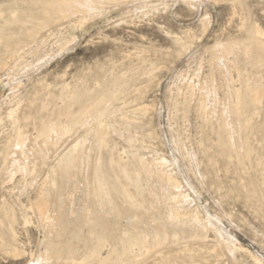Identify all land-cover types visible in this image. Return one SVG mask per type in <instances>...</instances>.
I'll return each mask as SVG.
<instances>
[{
	"label": "rangeland",
	"instance_id": "obj_1",
	"mask_svg": "<svg viewBox=\"0 0 264 264\" xmlns=\"http://www.w3.org/2000/svg\"><path fill=\"white\" fill-rule=\"evenodd\" d=\"M29 1L0 0V238L5 242L0 243V264H264V97L257 105L260 114L246 108L227 118L242 123V135L249 137L252 147L249 158L237 164L233 153L226 157L225 151H218L215 122L221 117L199 113L200 89L196 94L188 87L210 75L212 47L222 57L226 50L222 46L234 43L235 51L226 55L230 62L237 47L250 43L253 26L264 32V0H105L108 4L99 10L86 0H75L84 7L82 12L65 8L63 19L43 27L33 39L22 31L31 24L25 17L32 10ZM16 46L20 48L12 56ZM246 66L244 59L224 66L235 87L244 88L245 78L253 74ZM223 87L218 89L219 98L227 96ZM98 101L101 106L78 117L84 106L93 107ZM208 103L213 104L210 98ZM67 105L85 129L76 127L70 115V127L59 145L48 150L37 146L41 130ZM126 116L127 124L121 122ZM109 125L118 131L108 130ZM98 131L106 144H99ZM18 135L30 138L24 151L30 154L32 172L19 170L7 149ZM74 153L81 164L67 178L59 167ZM151 154L164 161L168 175L180 182V188L164 184L184 195L179 207L152 206L162 196V185L136 166L139 158L149 163ZM116 158L129 160L127 171L115 167ZM97 180L112 194V208L100 204L102 193L93 189ZM121 183L134 200L125 201ZM43 196L49 202L46 213L35 206ZM3 202L9 206L10 220L2 211ZM165 212L170 216L173 212L174 218ZM174 212L185 218L174 223ZM195 212L204 231L189 222ZM49 219L54 222L50 229ZM8 224L16 231L17 242L11 244L21 251L18 256L5 250L10 247ZM122 243L130 245L128 252H123Z\"/></svg>",
	"mask_w": 264,
	"mask_h": 264
},
{
	"label": "bare ground",
	"instance_id": "obj_2",
	"mask_svg": "<svg viewBox=\"0 0 264 264\" xmlns=\"http://www.w3.org/2000/svg\"><path fill=\"white\" fill-rule=\"evenodd\" d=\"M18 2V1H17ZM25 2V1H24ZM30 2V4H31V12L30 13H28V14H26V19H27V23H28V20H31V24L30 25H28V26H24V28L22 29V31L24 32V34H25V36L24 37H26V38H36V35L38 34V33H40L41 31V29L43 28V27H46L47 25H51L52 23H56V21L57 20H61V19H63L66 15H67V12L68 11H66L65 10V8H67V10H70V11H72V12H77V11H79V12H82V10H84V7H82L81 5H76L75 4V0H30L29 1ZM86 2L88 3V5H90L91 7H93V8H96V9H100V8H102V7H105L107 4H108V2H106L105 0L103 1V0H86ZM21 3V2H20ZM27 4H28V1H27ZM27 4H25V5H27ZM110 4V3H109ZM28 6H29V4H28ZM25 8V7H24ZM27 8H29V7H27ZM23 9V8H22ZM25 10H26V8H25ZM24 11V10H23ZM19 13V12H18ZM24 13V12H23ZM21 14H22V12H21ZM21 14H19V15H21ZM17 16V15H16ZM18 17V16H17ZM9 18V17H8ZM22 18H23V16H22ZM20 20V18H17V20ZM10 20V19H9ZM17 20H14V21H17ZM22 20V19H21ZM23 20H24V18H23ZM22 22V21H21ZM26 22V21H25ZM83 22V21H82ZM207 22V21H206ZM13 23V22H12ZM18 23H20V22H18ZM22 23H24V22H22ZM26 25V24H25ZM205 25V24H204ZM22 26V25H21ZM203 26V25H202ZM5 27V26H4ZM13 27V26H12ZM48 27V26H47ZM10 28V27H9ZM253 34L254 35H250L251 36V40L249 41L250 43H248V44H246L247 46L246 47H237V53L235 54V57L233 58V60H231L230 62L229 61H227L226 59V55L228 54V52L229 51H235V50H233V48H234V46H235V44L234 43H232V42H227L225 45H224V47L222 46V48L224 49V48H226V50H224L223 51V49L221 50V51H223L224 53H221L222 54V57L220 56H218L217 55V51H216V48H213L212 46V48H211V50L213 51V54L211 53V60H210V67H211V72L209 73L210 75L209 76H205L206 78H204V80L203 81H199V83L196 85V84H193L192 82H191V84H188V87H189V89L193 92V91H197V88H199L200 90H198L199 92H200V99L198 100V101H196L197 103V106H198V110L200 111L199 113H203V114H209V116H212V117H221V119H219V120H217L216 122H215V120L214 121H212V122H215L216 123V128H217V132L216 133H218V139H219V141H218V147H219V150L218 151H225L226 152V157H227V153H233L234 154V156H235V159H236V161L238 162L237 164H243L244 163V161L245 160H247L248 158H249V155H250V152L252 151V147H251V144L249 143V137L248 136H245L244 134L242 135V131H243V126L241 125L242 123H240V122H237V121H234V122H230L229 120H231V119H227L228 118V116H229V114L230 115H235V114H238V115H240V114H242V112L244 111V109H246V108H248V109H252V110H254L256 113H257V111H258V113H259V111L261 112V108H259V110H258V108H257V105H258V103L260 102V100H261V98L262 97H264V81H262V76H263V71H264V32H262L257 26H253ZM1 29V28H0ZM202 29H205L204 27L202 28ZM9 30V29H8ZM7 30V31H8ZM16 30V29H15ZM44 30V29H43ZM51 30V29H50ZM251 30V29H250ZM187 31V30H186ZM6 32V31H5ZM9 32H10V30H9ZM9 32H8V34H9ZM250 32V31H249ZM13 33V32H12ZM188 33H190V32H188ZM187 33V34H188ZM14 34H15V32H14ZM41 34V33H40ZM184 34V33H183ZM186 34V33H185ZM3 35V34H2ZM13 36V35H12ZM48 36V35H47ZM180 36V35H179ZM178 36V37H179ZM186 36V35H185ZM169 37V36H168ZM174 37V36H173ZM177 37V38H178ZM248 37H249V35H248ZM15 38V37H14ZM177 38H176V40H177ZM180 39H182L181 37H179ZM178 38V39H179ZM12 39V38H11ZM19 39V38H18ZM41 39V38H40ZM233 39V38H232ZM231 39V40H232ZM3 40V39H2ZM26 40V39H25ZM27 40H29V39H27ZM26 40V41H27ZM45 40V39H44ZM244 40V39H243ZM246 40H247V38H246ZM8 41V40H7ZM25 41V42H26ZM34 41V40H33ZM6 42V41H5ZM12 42V41H11ZM182 42H185V41H182ZM238 42V41H237ZM27 43V42H26ZM240 43V44H239ZM238 44L239 45H241V41L239 42ZM243 43V42H242ZM247 43V42H246ZM245 44V43H244ZM20 45V44H19ZM177 45V44H176ZM179 46H180V44H178ZM177 45V46H178ZM182 45V44H181ZM188 45V44H187ZM238 45V46H239ZM243 45V44H242ZM178 46V47H179ZM184 46V45H183ZM29 47V46H28ZM186 47V46H185ZM19 48L20 47H18V46H16V47H14L13 48V50L11 51V55L12 56H14L17 52H18V50H19ZM188 48V47H187ZM220 48V47H219ZM241 48H243V49H241ZM180 49V48H179ZM182 49H183V47H182ZM183 50H185V48L183 49ZM188 50V49H187ZM10 51V50H9ZM210 52V51H209ZM7 53V52H6ZM180 53V52H179ZM219 53V54H220ZM9 55H10V52H9ZM229 56V55H228ZM6 57V56H5ZM11 57V56H10ZM17 57V56H16ZM19 57V56H18ZM7 58V57H6ZM13 58V57H12ZM19 59V58H18ZM241 59L243 60L244 59V63L247 65L246 67H251L252 69H253V74L250 76L249 74V76H247L246 78H245V85H244V88H242V87H235V85H234V81H233V78L229 75V74H231V73H229L227 70H225L224 69V66H227V67H229L230 66V64L232 63V62H236V61H241ZM222 62V63H221ZM240 63V62H239ZM222 64H224V65H222ZM239 66V65H238ZM244 66V65H243ZM242 66V67H243ZM245 67V66H244ZM243 67V68H244ZM248 67V68H249ZM235 68H237V67H235ZM247 68V69H248ZM239 70V69H238ZM250 70V69H249ZM210 71V70H209ZM235 71V70H234ZM242 71V70H241ZM217 73L218 72V74L221 76V78H219L218 77V75H217V77L219 78V80H216L214 77H216L215 75L213 76V73ZM215 73V74H216ZM249 73V72H248ZM236 74H237V72H236ZM244 74H246V73H244ZM121 75V74H120ZM114 77V76H113ZM237 78V77H236ZM239 79H240V77H238ZM120 79V78H119ZM124 79V78H123ZM242 79V78H241ZM243 81V82H244ZM122 83V82H121ZM120 83V84H121ZM240 83H241V81H240ZM222 85H224L225 87H223V88H226V90H225V92H227V96H225L226 98H224V95L222 96L223 98H219L218 97V89L222 86ZM239 85V84H238ZM243 85V84H242ZM119 86V85H118ZM123 86V85H122ZM121 86V87H122ZM125 86V85H124ZM240 86V85H239ZM187 87V86H186ZM187 87V88H188ZM186 89V88H185ZM202 89H204L205 91H207V92H204V90H202ZM221 89V88H220ZM122 90V89H121ZM121 90H119V91H121ZM224 89H222V91H223ZM109 91V90H108ZM107 91V92H108ZM116 91V90H115ZM123 91V90H122ZM186 91V90H185ZM198 91L196 92V94L198 93ZM118 92V91H117ZM190 92V91H189ZM191 92V93H192ZM220 92V91H219ZM182 93H184V91L182 92ZM221 94V93H220ZM224 94V93H223ZM66 95V94H65ZM65 95H63V96H65ZM113 95V94H112ZM119 95V94H118ZM192 95H193V93H192ZM180 96V95H179ZM185 96V95H184ZM183 95H182V97H184ZM187 96V95H186ZM191 95L189 94V97H190ZM195 96V95H194ZM178 97V96H177ZM188 97V98H189ZM197 97V96H196ZM221 97V96H220ZM187 98V97H186ZM188 98H187V101H188ZM191 98V97H190ZM195 98V97H194ZM211 99V101L213 102V104L212 105H209V103H208V99ZM180 99H181V96H180ZM103 100L104 99H102V102H103ZM110 100V99H109ZM125 100V99H124ZM176 100V99H175ZM177 100H178V98H177ZM176 100V101H177ZM122 101V100H121ZM182 101V100H181ZM184 101V100H183ZM187 101H185V103L187 102ZM262 101V100H261ZM100 101H98V104L97 105H95V104H92V105H94L93 107H89V106H82V104H81V107H83V109L82 110H80V113H79V116L78 117H82L84 114H85V112L86 111H88V110H92L93 108H97V106H101L102 105V102H100ZM106 102V101H105ZM175 102V101H174ZM180 102V101H179ZM179 102L176 104V105H178L179 104ZM49 103H51V102H49ZM88 103V102H87ZM86 103V104H87ZM182 103V102H181ZM180 103V104H181ZM190 103V102H189ZM65 104V103H64ZM68 104V103H67ZM73 104V103H72ZM84 104V103H83ZM104 104V103H103ZM184 104V103H183ZM191 104V103H190ZM52 105V104H51ZM66 105V104H65ZM175 105V104H174ZM186 105H189V104H186ZM50 106V105H49ZM54 106V105H53ZM57 106V105H56ZM60 106V105H59ZM52 107V106H51ZM68 107V105L67 106H65V107H63V108H60V110L58 111V113L55 115V113H54V115H52L53 116V118H52V121L50 122V124L47 126V127H42L43 129L41 130V140H40V142L38 143V145L37 146H40V147H42L43 149L44 148H47V150L49 149V147H54V146H57V145H59V143H58V141H60L59 140V138L65 133V131L64 130H66L68 127H70V122L68 121V119H72V113L70 112V110H69V107ZM125 107V106H124ZM185 107V106H184ZM189 107V106H188ZM54 108V107H53ZM71 109V108H70ZM99 109V108H98ZM98 109H96V110H98ZM136 109V108H135ZM135 109H134V111H135ZM195 109V108H194ZM197 109V108H196ZM47 110V109H46ZM101 110V109H100ZM99 110V111H100ZM139 110V109H138ZM142 110V109H141ZM140 110V111H141ZM53 111H54V109H53ZM72 111V110H71ZM132 111V110H131ZM136 111H137V109H136ZM249 111V110H248ZM254 111H252V113L254 112ZM76 112V111H75ZM78 112V111H77ZM76 112V113H77ZM94 112H95V110H94ZM121 112V111H120ZM119 112V113H120ZM133 112V111H132ZM49 113V112H48ZM99 113V112H98ZM249 113V112H248ZM247 113V114H248ZM87 114H88V112H87ZM91 114H93V112L91 113ZM90 114V115H91ZM96 114V113H95ZM260 114V113H259ZM259 114H257V115H259ZM36 115V114H35ZM50 115V114H49ZM70 115L72 116V117H70ZM94 115V114H93ZM100 116H101V114H99ZM246 115V114H245ZM244 114L242 115L243 117L245 116ZM37 116V115H36ZM97 116V115H96ZM252 116H253V114H252ZM14 117V116H13ZM70 117V118H69ZM77 117V116H76ZM86 117V116H85ZM89 117V116H88ZM91 117V116H90ZM237 117V116H236ZM247 117V116H246ZM249 117V116H248ZM74 119H75V117H73ZM82 118H84V117H82ZM81 118V119H82ZM108 118V117H107ZM210 118V117H209ZM232 118H234V116L232 117ZM263 118V117H262ZM14 119V118H13ZM17 119V118H16ZM20 119V118H19ZM50 119V118H49ZM73 119V120H74ZM90 119H92V118H89V120ZM119 119V118H118ZM207 119V118H206ZM235 119V118H234ZM243 118H241V120H242ZM15 120V119H14ZM23 120V119H22ZM76 120V119H75ZM88 120V119H87ZM88 120V121H89ZM99 120V119H98ZM109 120V119H108ZM236 120V119H235ZM237 120H238V118H237ZM248 121H249V119H247ZM84 121H86V120H84ZM93 121V120H92ZM128 121H129V119H128V117L126 116V117H123L122 119H121V122L122 123H128ZM232 121V120H231ZM245 121V120H244ZM74 122V121H73ZM102 122V121H101ZM116 122V121H115ZM136 122V121H135ZM137 122H139V121H137ZM243 122V121H242ZM258 122V121H257ZM75 126L76 127H80L82 124H83V122H82V120L80 121V120H76L75 122ZM74 123H72V124H74ZM91 123V122H90ZM89 123V124H90ZM94 123H95V121H94ZM96 123H98V121L96 120ZM107 123V122H106ZM208 123V122H207ZM211 123V122H210ZM244 123V122H243ZM246 123V122H245ZM84 124H86V123H84ZM99 124V123H98ZM134 124V123H133ZM15 125V124H14ZM46 125V124H45ZM94 125V124H93ZM115 125V124H114ZM256 125H259V124H256ZM95 126V125H94ZM97 126V127H96ZM96 128L98 129V125L96 124ZM119 126V125H118ZM204 126V125H203ZM247 126H248V124H247ZM246 126V127H247ZM41 127V126H40ZM81 127H84V125L83 126H81ZM80 127V129H82ZM85 127H86V125H85ZM85 127H84V129H85ZM93 127V126H92ZM94 127V128H95ZM117 127V126H116ZM121 127V126H120ZM124 127H126V125L124 126ZM215 127V126H214ZM257 127H259V126H257ZM88 128V127H87ZM107 128H108V130H112V131H118V129H116L114 126H107ZM215 128V129H216ZM69 129V128H68ZM77 129V128H76ZM122 129H123V127H122ZM204 129V128H203ZM27 130V129H26ZM92 130V129H91ZM90 130V131H91ZM99 130H102V132H103V128H100ZM127 130V129H126ZM126 130H125V132H126ZM247 130V129H246ZM116 131V132H117ZM119 131H120V129H119ZM122 131V130H121ZM129 131V130H128ZM75 132V131H74ZM87 132V131H86ZM93 132V131H92ZM245 132V131H244ZM21 133V132H20ZM95 133V132H94ZM104 133V132H103ZM112 133V132H111ZM120 133V132H119ZM25 134V133H24ZM40 134V133H39ZM68 134V133H67ZM90 134V133H89ZM117 134V133H116ZM125 134V133H124ZM246 134V133H245ZM26 135V134H25ZM126 135V137H128L127 136V134H125ZM132 135V134H131ZM215 135H217V134H215ZM214 135V136H215ZM105 136V135H104ZM109 136V135H108ZM124 136V135H123ZM133 136V135H132ZM90 137V136H89ZM95 137V136H94ZM96 137L97 138H99V144H103V143H105V141H104V137H103V134L101 133V131L99 132H97V134H96ZM122 137V136H121ZM137 137V136H136ZM96 138V139H97ZM131 138V137H130ZM264 138V137H263ZM17 139V138H16ZM30 138L29 137H27V136H19L18 135V139L15 141L14 140V142L13 143H11L9 146H8V150H9V152H10V154H11V156H12V159L14 158L15 159V164H16V166L18 167V168H20L19 170H23V171H25V172H32L31 170V168L28 166V155H30V154H26L25 153V151L24 150H26L25 149V146H26V143H27V141L29 140ZM39 139V138H38ZM132 139H134V138H132ZM12 140V139H11ZM125 140V139H124ZM36 141H38L37 139H36ZM35 141V142H36ZM73 141V140H72ZM132 141V140H131ZM178 141V140H177ZM205 141V140H204ZM31 142H33L34 143V140L33 141H31ZM62 142V141H61ZM98 142V141H97ZM133 142H138L137 140H133ZM140 142V141H139ZM29 143V142H28ZM129 143H130V141H129ZM132 143V142H131ZM9 144V143H8ZM75 144V143H74ZM98 144V143H97ZM106 144V143H105ZM139 143H137V145H138ZM182 144V143H181ZM84 145V144H83ZM127 145H129V144H127ZM31 146V145H30ZM139 146V145H138ZM143 146V145H142ZM36 147V146H35ZM106 147V146H105ZM140 147V146H139ZM41 148V149H42ZM79 148V147H78ZM100 148V147H99ZM142 148V147H141ZM33 149H35V148H33ZM80 149V148H79ZM82 149H83V146H82ZM98 149V148H97ZM37 150V149H36ZM40 149L38 148V151H39ZM34 151V150H33ZM45 151H46V149H45ZM44 151V152H45ZM54 151V150H53ZM75 151V150H74ZM82 151V150H81ZM81 151H80V153H79V155L81 154ZM95 151V150H94ZM103 151V150H102ZM110 151V150H109ZM217 151V150H216ZM5 152H7L6 150H5ZM42 152V151H41ZM43 152V153H44ZM40 153V152H39ZM52 153V152H51ZM95 153V152H94ZM112 153V152H111ZM136 153V152H135ZM217 153V152H216ZM222 153V152H221ZM8 154V153H7ZM71 154H72V152H71ZM87 155H88V153H86ZM142 154V153H141ZM154 154V153H153ZM156 154V153H155ZM40 155V154H39ZM82 155V154H81ZM80 155V156H81ZM85 155V154H84ZM136 155H137V153H136ZM152 155V154H151ZM37 156V155H36ZM51 156V155H50ZM110 156V155H109ZM44 157V156H43ZM67 157V156H66ZM65 157V158H66ZM78 154L77 153H74L69 159H67L64 163H63V165L61 166V167H59L60 168V171H59V173H61L63 176H65V177H67V175L70 173V172H72V171H74V170H76L77 168H78V164L80 165L81 163H78ZM119 157V156H118ZM261 157V156H260ZM87 158V157H86ZM111 158V157H110ZM138 158H139V156H138ZM137 158V159H138ZM36 159V158H35ZM42 159V158H41ZM45 159V158H44ZM76 159H77V162H76ZM117 159V158H116ZM119 159H120V157H119ZM136 159V158H135ZM146 159V158H145ZM226 159H228V158H226ZM80 160H81V158H80ZM87 160V159H86ZM100 160V159H99ZM110 160V159H109ZM126 160V159H125ZM125 160H124V162H122V161H119L118 159H117V162H116V164H114L115 165V167H116V165H117V167H118V169L120 170V171H122V172H125V171H127L126 169H127V165L128 164H126L127 162H125ZM138 160H140V161H138ZM138 160H135V161H138V165H136V166H139V167H137V168H140V172L141 171H143L146 175H148V176H153V177H155L156 178V180H157V182L159 183V184H161L162 185V196H160L161 198L160 199H158L159 201H157V200H155V199H157V198H155L154 199V204L152 205L154 208H157V206L158 205H163V206H168V205H173V206H180L181 204H183L184 203V201H183V196H180V194H178V192L177 193H173L170 189H168V188H166L165 186H164V184H168L169 186H174V185H178L179 183H178V180H176V179H174L173 177H172V175L171 176H169L168 175V173L166 172V170L164 169V166H165V164L163 165L161 162H164V161H162V160H160V158L158 159L157 158V156L156 155H152V157H150L149 158V163H146V161L145 160H143V159H138ZM10 161H11V159H10ZM60 161V160H59ZM111 161V160H110ZM258 161H259V159H258ZM13 162V161H12ZM89 162V161H88ZM113 162V161H112ZM134 162V161H133ZM260 162V161H259ZM31 163V162H30ZM264 163V162H263ZM45 164H47V163H45ZM44 164V165H45ZM49 164V163H48ZM90 164V163H89ZM113 164V163H112ZM130 164V163H129ZM34 165V164H33ZM110 165H111V163H110ZM113 165V166H114ZM159 167V168H157L156 169V167ZM240 166V165H239ZM45 167V166H44ZM13 168V167H12ZM81 168V167H80ZM136 168V169H137ZM79 169V168H78ZM227 169V168H226ZM22 171V172H23ZM35 171V170H34ZM78 170H76V172H77ZM119 171V172H120ZM37 172V171H36ZM52 172H53V170H52ZM134 172H137V170L136 171H134ZM142 172V173H143ZM263 172V171H262ZM261 172V173H262ZM12 173V172H11ZM56 173V172H55ZM94 173V172H93ZM103 173V172H102ZM121 173V172H120ZM42 174V173H41ZM58 174V173H57ZM71 174V173H70ZM137 174V173H136ZM172 174V173H171ZM37 175V174H36ZM61 175V176H62ZM146 175H145V177H146ZM29 176V175H28ZM31 176V175H30ZM60 176V175H59ZM70 176V175H69ZM263 176V175H262ZM13 177H14V175H13ZM92 177V176H91ZM99 177V176H98ZM175 177V176H174ZM11 178V177H10ZM29 178V177H28ZM37 178V177H36ZM39 178V177H38ZM67 178H69V177H67ZM104 178V177H103ZM124 178V177H123ZM154 178V179H155ZM63 179H64V177H63ZM130 179V178H129ZM48 180H50V179H48ZM54 180V179H53ZM102 180V179H101ZM140 180V179H139ZM262 180H263V178H262ZM65 181V180H64ZM105 181V180H104ZM36 182V181H35ZM55 182V181H54ZM68 182V181H67ZM87 182V181H86ZM263 183H264V181H262ZM106 183V182H105ZM122 184V183H121ZM149 184V183H148ZM251 184V183H250ZM67 185V184H66ZM85 185H87V184H85ZM139 185V184H138ZM154 185V184H153ZM32 186V185H31ZM137 186V185H136ZM147 186V185H146ZM145 186V187H146ZM157 186V185H156ZM261 186H262V184H261ZM264 186V185H263ZM89 187V186H88ZM105 187V186H104ZM158 187V186H157ZM157 187H154V189L155 188H157ZM175 187V186H174ZM178 188H180L179 186H177ZM260 187V186H259ZM114 188V187H113ZM120 189L119 190H121V192L123 193V197L125 198V201L127 200V202L128 201H132V200H134L135 198L133 197V195L131 194V192L128 190V188L125 186V185H121L120 187H119ZM159 188V187H158ZM157 188V189H158ZM246 188V187H245ZM244 188V189H245ZM38 189V188H37ZM53 189V188H52ZM64 189V188H63ZM93 189H95V190H97V191H99V193H102V195H101V197L99 198V201H100V204L103 206V205H108L109 207H111L112 208V206L114 205L113 204V201L111 200V197L112 196H110V192H105L104 190H103V187H102V183L99 181V180H97V181H95V183H94V186H93ZM48 190V189H47ZM87 190V189H86ZM156 190V189H155ZM178 190V189H177ZM176 190V191H177ZM38 191V190H37ZM117 191V190H116ZM12 192V191H11ZM49 192V191H48ZM65 192V191H64ZM92 192V191H91ZM151 192H152V190H151ZM86 193V192H85ZM95 193V192H94ZM110 193V194H109ZM157 193V192H156ZM241 193V192H240ZM252 193V192H251ZM43 194V193H42ZM3 195V194H2ZM112 195V194H111ZM156 195V194H155ZM254 195V194H253ZM153 197H154V195H152ZM255 196V195H254ZM36 197V196H35ZM44 197V196H43ZM122 197V198H123ZM50 198V197H49ZM121 198V199H122ZM43 199V198H42ZM94 199V198H93ZM113 199V198H112ZM97 200V199H96ZM140 200V199H139ZM153 200V199H152ZM6 201V200H5ZM72 201V200H71ZM136 201V200H135ZM135 201H133V202H135ZM141 201V200H140ZM155 201H157L158 203H155ZM58 202V201H57ZM117 202V201H116ZM137 202H138V200H137ZM136 202V203H137ZM36 203V202H35ZM60 203V202H59ZM130 204V203H129ZM149 204V203H148ZM35 205V204H34ZM120 205V204H119ZM127 205V204H126ZM150 205V204H149ZM35 206H37L38 207V209H40V211L42 212V213H46L47 211H49V202L47 201V200H45V197H44V199L43 200H40V199H38L37 200V205H35ZM95 206H97V205H95ZM115 206V205H114ZM145 206V205H144ZM178 206V207H179ZM36 207V208H37ZM62 207V206H61ZM122 207V206H121ZM135 207V206H134ZM149 207V206H148ZM169 207V206H168ZM2 211L4 212V214H5V217H7V219H8V213L10 212L9 211V206H7V204H6V202H3V204H2ZM143 208V207H142ZM165 208V207H164ZM13 209V208H12ZM94 209V208H93ZM97 209V208H96ZM99 209V208H98ZM137 209V208H136ZM160 209V208H159ZM166 209V208H165ZM177 209V208H176ZM10 210H11V208H10ZM39 211V210H38ZM144 211V210H143ZM148 211H149V209H148ZM156 211V210H155ZM165 211V210H164ZM166 211H168V210H166ZM173 211V210H172ZM113 212H114V210H113ZM176 212V211H175ZM175 212H174V216H175V222L174 223H176V222H179L180 220L182 221V219H184V218H180V216L181 215H179L180 213L179 212H177L176 214H175ZM71 213V212H70ZM82 213V212H81ZM121 213V212H120ZM164 213V212H163ZM166 213V212H165ZM170 213V212H169ZM172 214H173V212H171ZM186 213V212H185ZM92 214V213H91ZM99 214V213H98ZM166 214H168V213H166ZM171 214V216L173 217V215ZM191 214H192V212H191ZM190 214V215H191ZM198 214H200L199 212H198ZM11 215V214H10ZM10 215H9V218H10ZM51 215V214H50ZM88 215V214H87ZM169 215V214H168ZM167 215V216H168ZM193 215L194 216H190V218L188 217V219H189V222L196 228V230H200V231H204L203 229L205 228L204 227V225H203V227H202V225H201V221L199 220V218H198V216L200 217V215H198L197 216V213L195 212V213H193ZM91 216V215H90ZM99 216V215H98ZM146 216V215H145ZM170 216V215H169ZM170 216V217H171ZM37 217V216H36ZM44 217V216H43ZM47 217V216H46ZM49 217V216H48ZM85 217H86V215H85ZM163 217V216H162ZM171 217V218H172ZM55 218V217H54ZM87 218V217H86ZM103 218V217H102ZM134 218V217H133ZM167 218V217H166ZM171 218H169V219H171ZM174 218V217H173ZM13 219V218H12ZM12 219H11V221H12ZM15 219V218H14ZM187 219V220H188ZM8 220H10V219H8ZM7 220V221H8ZM43 220H45V217H44V219ZM79 220V219H78ZM172 220V219H171ZM173 220V221H174ZM6 221V222H7ZM92 221V224L95 226V225H97L98 224V220H96L95 218H94V220H91ZM148 221V220H147ZM173 221H172V223H173ZM186 221V220H185ZM69 222V221H68ZM71 222V221H70ZM77 222V221H76ZM102 222V221H101ZM168 222H169V220H168ZM47 224H48V226H49V229L50 228H53V226H54V222H53V219H49V220H47V222H46ZM45 223V224H46ZM171 223V222H170ZM187 223V222H186ZM89 224V223H88ZM91 224V223H90ZM183 225H184V223H182ZM9 225V224H8ZM166 225V224H165ZM169 225V224H168ZM178 225V224H177ZM207 225V224H206ZM12 226H13V224H12ZM11 226V224L9 225V227H8V237H9V241L10 242H6L7 244H9V248H7V249H5V250H8V252H10L13 256H18V255H20L21 254V251L19 250V248L15 245V244H11V242L12 241H16L15 239H16V231L14 230V228ZM44 226V225H43ZM105 226V225H104ZM158 226V225H157ZM45 227V226H44ZM79 227V226H78ZM77 227V228H78ZM92 227V226H91ZM184 227V226H183ZM56 228V227H55ZM96 228V227H95ZM65 229H63V231H64ZM156 230V229H155ZM195 230V231H196ZM1 231V230H0ZM51 231V230H50ZM53 231H54V229H53ZM66 231V230H65ZM72 231V230H71ZM162 231V230H161ZM160 231V232H161ZM165 231V230H164ZM47 232V231H46ZM163 232V231H162ZM55 233V232H54ZM76 234H78V233H76ZM82 234V233H81ZM175 234V233H174ZM205 234V233H204ZM72 235V234H71ZM164 235V234H163ZM162 235V236H163ZM3 237V236H2ZM0 238L1 240V244L2 245H4V240H3V238ZM52 237V236H51ZM174 237V236H173ZM94 238V237H93ZM165 238H166V236H165ZM45 240V239H44ZM156 240V239H155ZM53 241V240H52ZM17 242V241H16ZM142 242V241H141ZM147 241H145V242H143V243H146ZM154 242V241H153ZM72 243V242H71ZM101 243V242H100ZM123 245V246H122ZM135 245V244H134ZM50 246H53V244L51 243V245ZM61 246V245H60ZM121 246H122V248L121 249H123V252H128V248H129V244L128 243H122L121 244ZM133 246V245H132ZM96 247V246H95ZM6 248V247H5ZM52 248V247H51ZM92 248V247H91ZM101 248V247H100ZM48 249V248H47ZM131 250V249H130ZM152 250V249H151ZM94 251H95V249H94ZM96 252V251H95ZM130 252V251H129ZM91 253H93V252H91ZM97 253V252H96ZM125 253H123V254H125ZM59 254V253H58ZM99 254V253H98ZM60 255V254H59ZM94 255H95V253H94ZM44 256V255H43ZM43 256H42V258H43ZM49 257V256H48ZM117 257V256H116ZM39 258V257H38ZM41 258V257H40ZM41 258V259H42ZM47 258V257H46ZM104 258V257H103ZM44 259V258H43ZM50 259V258H49ZM81 259V258H80ZM105 259V258H104ZM40 260V259H39ZM46 260V259H45ZM51 260V259H50ZM99 260V259H98ZM41 261V260H40ZM65 261V260H64ZM87 261V260H86ZM97 261V260H96ZM259 259H256V262L257 263H259ZM44 262V261H43ZM45 262H47V261H45ZM44 262V263H45ZM51 262V261H50ZM50 262H49V264H50ZM81 262V261H80ZM36 263H38V261L36 262ZM40 263H42V262H40ZM44 263H42V264H44ZM63 263V262H62ZM76 263V262H75ZM35 264V263H34ZM39 264V263H38ZM55 264H56V262H55Z\"/></svg>",
	"mask_w": 264,
	"mask_h": 264
}]
</instances>
